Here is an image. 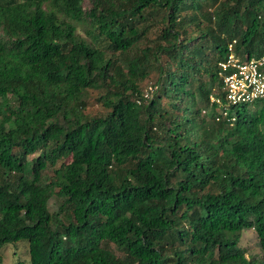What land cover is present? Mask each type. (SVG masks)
<instances>
[{
    "label": "trees",
    "instance_id": "1",
    "mask_svg": "<svg viewBox=\"0 0 264 264\" xmlns=\"http://www.w3.org/2000/svg\"><path fill=\"white\" fill-rule=\"evenodd\" d=\"M231 53L264 54V0H0V264H264V98L227 106Z\"/></svg>",
    "mask_w": 264,
    "mask_h": 264
},
{
    "label": "built area",
    "instance_id": "2",
    "mask_svg": "<svg viewBox=\"0 0 264 264\" xmlns=\"http://www.w3.org/2000/svg\"><path fill=\"white\" fill-rule=\"evenodd\" d=\"M220 65L227 71L224 74L227 106L252 103L264 98V54L243 62L231 53L228 60ZM212 101L224 104L220 98L212 97ZM225 109L224 114H227V107Z\"/></svg>",
    "mask_w": 264,
    "mask_h": 264
},
{
    "label": "rangeland",
    "instance_id": "3",
    "mask_svg": "<svg viewBox=\"0 0 264 264\" xmlns=\"http://www.w3.org/2000/svg\"><path fill=\"white\" fill-rule=\"evenodd\" d=\"M51 208L52 211L57 208L55 200L51 201ZM240 246L246 249L248 256H257L259 259H263V252L259 246L255 230L249 229L243 232ZM1 252L4 255L5 264H15L19 259L28 260L30 258L29 244L25 239L17 243H8L1 249Z\"/></svg>",
    "mask_w": 264,
    "mask_h": 264
}]
</instances>
